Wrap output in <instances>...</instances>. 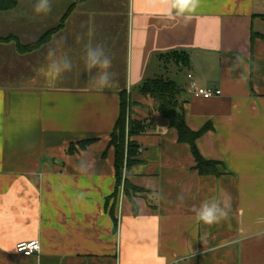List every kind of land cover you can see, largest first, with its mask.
Here are the masks:
<instances>
[{
    "label": "crops",
    "instance_id": "obj_1",
    "mask_svg": "<svg viewBox=\"0 0 264 264\" xmlns=\"http://www.w3.org/2000/svg\"><path fill=\"white\" fill-rule=\"evenodd\" d=\"M36 2L0 11V37L29 44L74 8L32 52L0 41V264H264V0H200L189 20L170 18L166 0H51L40 14ZM99 43L112 58L110 88L85 64ZM49 49L71 70L50 71ZM160 76L183 89L187 125L210 126L196 145L223 174H200L191 146L141 92ZM192 83L222 94L195 97ZM123 91L131 118L153 125L133 137L142 160L129 180L143 191L131 198L121 185L114 218L110 141ZM213 198L228 200V219L198 222L193 209ZM34 240L39 252L17 251Z\"/></svg>",
    "mask_w": 264,
    "mask_h": 264
},
{
    "label": "trees",
    "instance_id": "obj_2",
    "mask_svg": "<svg viewBox=\"0 0 264 264\" xmlns=\"http://www.w3.org/2000/svg\"><path fill=\"white\" fill-rule=\"evenodd\" d=\"M18 3L19 0H0V11L13 9ZM73 8L74 4L69 7L56 28L47 31L34 42L23 44L18 37L13 35L7 38L0 37V41H14L21 53L32 52L51 40L53 34L63 27L69 12L72 11ZM176 57L181 56L178 55ZM141 92L155 99L160 113L170 120L172 127L176 128L179 140L191 146L196 161L195 169H197L200 174L218 176L225 172L226 168L222 162L208 160L198 150L196 141L210 129V126L207 125L201 130L194 131L187 125L183 108L185 102L183 99V89L173 79L163 76L147 79L141 87ZM130 105L131 102L127 92H121L120 114L113 129L110 141V146H113L115 149L117 187L112 196L107 199V208H109L114 218L119 201V188L122 184L124 186L125 195L128 197L132 198L143 191L133 185L129 180L131 167L142 160L140 156V145L133 140V137L146 133L153 125V120L151 119H132ZM93 141L94 139H87L80 142V145L82 148H85ZM74 151L75 148L71 146L70 152L73 153ZM135 212H137L136 209ZM115 221L117 223L116 219Z\"/></svg>",
    "mask_w": 264,
    "mask_h": 264
},
{
    "label": "clouds",
    "instance_id": "obj_3",
    "mask_svg": "<svg viewBox=\"0 0 264 264\" xmlns=\"http://www.w3.org/2000/svg\"><path fill=\"white\" fill-rule=\"evenodd\" d=\"M171 4L167 10L170 18L182 16L185 20L191 17L188 14L194 13L199 6L200 0H166ZM34 11L37 14L48 13L51 11V0H37L34 5ZM47 59L50 61L48 68L54 71L57 76L62 72L70 71L72 62L67 56L57 57L56 49H49ZM85 64L90 73L96 70L92 75L95 86L99 89L110 88L113 85L115 73L110 71L112 68V58L107 54L103 43L95 46L89 44L85 53ZM183 200V196L180 197ZM230 204L227 199L217 200L213 198L210 202H203L199 208H194L196 220L206 225H213L228 219ZM257 236H264V231L258 232ZM23 250V249H21Z\"/></svg>",
    "mask_w": 264,
    "mask_h": 264
},
{
    "label": "built area",
    "instance_id": "obj_4",
    "mask_svg": "<svg viewBox=\"0 0 264 264\" xmlns=\"http://www.w3.org/2000/svg\"><path fill=\"white\" fill-rule=\"evenodd\" d=\"M189 76L192 77L191 74ZM190 90L193 96L198 98L201 97V98L209 99L215 96H220L222 94V91L220 89L199 87L195 83H192ZM40 249H41V243L39 240H34L31 242H21L17 245V251L26 255L37 253L40 251Z\"/></svg>",
    "mask_w": 264,
    "mask_h": 264
},
{
    "label": "rangeland",
    "instance_id": "obj_5",
    "mask_svg": "<svg viewBox=\"0 0 264 264\" xmlns=\"http://www.w3.org/2000/svg\"><path fill=\"white\" fill-rule=\"evenodd\" d=\"M130 112H131V106H130ZM122 186H123V184H122Z\"/></svg>",
    "mask_w": 264,
    "mask_h": 264
}]
</instances>
